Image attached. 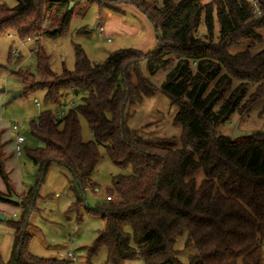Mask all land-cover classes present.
<instances>
[{"label": "trees", "instance_id": "obj_1", "mask_svg": "<svg viewBox=\"0 0 264 264\" xmlns=\"http://www.w3.org/2000/svg\"><path fill=\"white\" fill-rule=\"evenodd\" d=\"M14 1L9 7L0 0V35L35 40L39 80L28 72L19 74L25 93L43 92L44 102L57 108L66 106L70 92L82 96L64 117L47 111L32 121L31 133L43 147L26 155L39 167L41 181L53 162L67 168L75 195L72 209L77 211L84 206L85 191L96 188L91 176L101 160L100 148L115 166L131 169L115 178L107 195L116 194L118 200H106L107 205L92 212L105 227L88 264L102 249L107 250L106 264H183L176 249L183 236L185 247L195 249L187 264H262L264 132L234 139L217 129L235 114L249 116L264 95V49L251 53L255 44L264 43V12L258 16L250 0ZM258 1L264 9V0ZM86 3L117 13L123 5L134 6L154 26L157 47L146 54L120 50L102 63L91 62L78 47L75 69L57 75L41 45L46 37L66 35L75 9ZM202 26L206 33L198 36ZM242 44L248 49L229 52ZM142 60L151 76L166 73L161 90L178 107L181 149L172 139H151L127 126L130 109L156 91L138 73ZM259 117L264 119V105ZM80 118L87 121L94 141L82 140ZM200 170L204 179L198 184ZM0 177L6 186L0 202L9 203L15 190L1 147ZM36 196L33 187L21 201L23 222L11 223L15 240L8 264H73L28 252L24 221ZM0 264H5L1 257Z\"/></svg>", "mask_w": 264, "mask_h": 264}, {"label": "rangeland", "instance_id": "obj_2", "mask_svg": "<svg viewBox=\"0 0 264 264\" xmlns=\"http://www.w3.org/2000/svg\"><path fill=\"white\" fill-rule=\"evenodd\" d=\"M252 1V0H250ZM7 6L14 7V0H5ZM80 12V14H79ZM99 22L106 30V38L98 34V27L93 25ZM216 35L219 33V23L216 20ZM50 25V24H49ZM51 27V26H50ZM206 33L205 27L197 32L198 36ZM110 39L111 42H108ZM158 45V34L148 18L132 5H123L122 11L117 13L110 10L100 11L95 3H86L75 9L66 35L57 38L46 37L42 43L47 56L50 57V69L57 75L64 70L73 71L76 66L77 48L80 47L88 59L93 63L104 62L111 54L120 50L134 49L143 53L153 51ZM34 41H22L16 34L0 35V145H3V154L7 159L6 169L11 174L14 193L24 199L20 194L28 193L31 188L36 189L34 207L25 219L27 221V234L29 235L28 252L38 258L69 260L68 254L73 256L74 264H88L89 252L96 242L105 224L101 217L92 212L107 205L106 198L114 187L115 178L131 174V169L123 170L115 166L108 157L105 149L100 148V163L91 178L96 188H89L84 194V206L79 210L72 209L75 201L71 190L72 175L64 166L53 162L41 181L39 167L30 162L26 156L29 150L43 147V144L31 133L32 121L45 112L56 113L57 107L44 102V93H25V85L19 74L28 72L39 80V59L34 52ZM247 45H237L229 48L231 54L247 50ZM264 49V43L255 44L251 50L256 54ZM13 67L14 73L8 68ZM138 73L148 80L155 92L144 96L140 105L130 109L131 117L127 126L131 131H140L151 139L169 138L174 142L176 149L183 147V129L176 123L178 107L162 90L166 73L159 72L151 76L147 62L139 63ZM132 77H136L135 71ZM4 89V91H2ZM255 89L253 88L252 91ZM20 91L22 96L10 101L13 92ZM40 103L37 106L35 101ZM76 100L82 102V96L70 92L66 102ZM264 105V95L256 108L249 116L233 115L230 122L217 130L219 133L233 137L236 124L242 131H260L264 127V119L259 114ZM14 125L19 127L18 133ZM81 136L84 142L94 141V137L84 118H80ZM17 135L24 137L21 156L16 152ZM200 184L204 173L200 170L197 175ZM19 193V194H18ZM115 201L118 196L113 195ZM2 213L6 219L0 221V257L3 263L11 260L15 231L11 226L13 222H23L24 210L22 204L5 207ZM186 236L177 240L176 249L180 252L179 259L183 264L188 263L194 248L185 247ZM107 250L102 249L92 258L91 264H106ZM137 264H144L138 262ZM262 264H264V245L262 247Z\"/></svg>", "mask_w": 264, "mask_h": 264}, {"label": "built area", "instance_id": "obj_3", "mask_svg": "<svg viewBox=\"0 0 264 264\" xmlns=\"http://www.w3.org/2000/svg\"><path fill=\"white\" fill-rule=\"evenodd\" d=\"M252 5H253V7L255 9V12L257 13V15L258 16H261L263 14V12H264V9H263L261 3H259L258 0H252ZM97 30H98V34H99V37L100 38H102V39L106 38V30H105V28L103 26H99ZM37 40H42V38L41 37L36 38V41ZM27 41L28 42L29 41L30 42L31 41H34L35 42V40L30 39V38ZM107 41L108 42H111L110 39H107ZM35 103H36L37 106H40V103L37 100L35 101ZM76 105H77V101L76 100L70 101L69 103L66 104V106L59 107L57 109V111H56L55 114L58 117H64L66 115L67 111L69 109L75 107ZM13 128H14L15 132L18 133L19 127L17 125H14ZM16 142H17L16 152H17L18 155H21L22 154V150H21V147L20 146L25 142V139H24V137L17 135ZM113 199H114V197H109V196L106 198L107 201H113ZM68 259L70 261H72L73 256H72L71 253L68 254Z\"/></svg>", "mask_w": 264, "mask_h": 264}, {"label": "water", "instance_id": "obj_4", "mask_svg": "<svg viewBox=\"0 0 264 264\" xmlns=\"http://www.w3.org/2000/svg\"><path fill=\"white\" fill-rule=\"evenodd\" d=\"M73 6H74V2L72 1L70 3L69 10L72 9ZM98 25H99V22H96L93 25V30H96L97 27H98ZM8 70L11 71V72H14L15 69L13 67H9ZM2 91H4V89ZM21 96H22V93L20 91L13 92L12 95H11V98H10L9 102L10 101H13V100H15V99H17V98H19ZM263 132H264L263 130H260V131H242V130H240L239 123H238L234 127L233 138L234 139H238V138H241V137L258 135V134H261ZM7 200L10 203H13V204H18L20 202L19 197H17L15 194H13L11 197H8ZM5 219H6V217L3 214L0 213V220H5Z\"/></svg>", "mask_w": 264, "mask_h": 264}, {"label": "crops", "instance_id": "obj_5", "mask_svg": "<svg viewBox=\"0 0 264 264\" xmlns=\"http://www.w3.org/2000/svg\"><path fill=\"white\" fill-rule=\"evenodd\" d=\"M34 51V50H33ZM1 135V134H0ZM25 143V142H24ZM23 143V144H24ZM16 146H17V142H16ZM0 147L2 148V153H3V145H0ZM4 155V154H3ZM18 155V154H17ZM18 156H21V155H18ZM27 156V155H26ZM28 158V157H27ZM28 160L30 161V162H32L29 158H28ZM6 161H7V159L4 157V165H5V167H6ZM32 164H34L33 162H32ZM35 165V164H34ZM36 166V165H35ZM7 170V169H6ZM8 172V171H7ZM8 174H9V177L11 176V174L8 172ZM0 191H2V192H6V186H5V184H4V182L2 181V179H1V177H0ZM16 191V190H15ZM17 192V191H16ZM19 194V193H18ZM21 196H23V197H25L26 195H27V193H25V194H20ZM20 199V198H19ZM20 204H21V199H20V202H19ZM10 204L11 205H14L13 203H2V202H0V211L2 212L3 210H4V208L5 207H8V206H10ZM2 214V213H1ZM0 221H3V220H0Z\"/></svg>", "mask_w": 264, "mask_h": 264}]
</instances>
